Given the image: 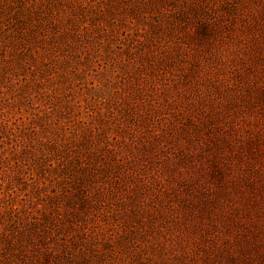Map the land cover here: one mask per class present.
Returning a JSON list of instances; mask_svg holds the SVG:
<instances>
[{"label":"rangeland","instance_id":"1","mask_svg":"<svg viewBox=\"0 0 264 264\" xmlns=\"http://www.w3.org/2000/svg\"><path fill=\"white\" fill-rule=\"evenodd\" d=\"M0 264H264V0H0Z\"/></svg>","mask_w":264,"mask_h":264}]
</instances>
